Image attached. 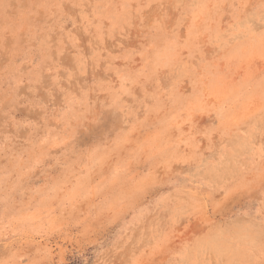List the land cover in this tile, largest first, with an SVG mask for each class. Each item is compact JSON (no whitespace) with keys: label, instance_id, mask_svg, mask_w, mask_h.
<instances>
[{"label":"rangeland","instance_id":"rangeland-1","mask_svg":"<svg viewBox=\"0 0 264 264\" xmlns=\"http://www.w3.org/2000/svg\"><path fill=\"white\" fill-rule=\"evenodd\" d=\"M0 264H264V0H0Z\"/></svg>","mask_w":264,"mask_h":264}]
</instances>
